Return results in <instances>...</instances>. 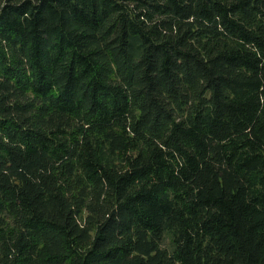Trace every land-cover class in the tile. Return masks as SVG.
I'll return each instance as SVG.
<instances>
[{
  "label": "trees",
  "instance_id": "16d2710c",
  "mask_svg": "<svg viewBox=\"0 0 264 264\" xmlns=\"http://www.w3.org/2000/svg\"><path fill=\"white\" fill-rule=\"evenodd\" d=\"M0 264H264V0H0Z\"/></svg>",
  "mask_w": 264,
  "mask_h": 264
}]
</instances>
